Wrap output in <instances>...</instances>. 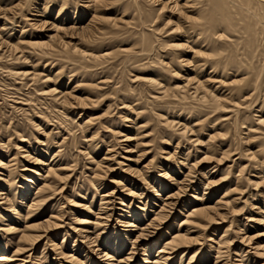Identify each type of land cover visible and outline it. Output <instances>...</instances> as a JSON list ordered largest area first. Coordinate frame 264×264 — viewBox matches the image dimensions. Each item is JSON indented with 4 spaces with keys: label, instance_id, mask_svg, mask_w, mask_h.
I'll use <instances>...</instances> for the list:
<instances>
[{
    "label": "bare ground",
    "instance_id": "bare-ground-1",
    "mask_svg": "<svg viewBox=\"0 0 264 264\" xmlns=\"http://www.w3.org/2000/svg\"><path fill=\"white\" fill-rule=\"evenodd\" d=\"M0 70V264H264V0H0Z\"/></svg>",
    "mask_w": 264,
    "mask_h": 264
},
{
    "label": "rangeland",
    "instance_id": "rangeland-1",
    "mask_svg": "<svg viewBox=\"0 0 264 264\" xmlns=\"http://www.w3.org/2000/svg\"><path fill=\"white\" fill-rule=\"evenodd\" d=\"M19 36V35H18ZM186 57L187 58H190V54H187L186 55ZM3 66V65H2ZM11 66V68H17V69H19V70H28L27 68H26V66H19V65H9L8 67H10ZM13 66V67H12ZM5 67V66H4ZM21 67V68H20ZM185 69V68H184ZM2 72V73H1ZM209 72V71H208ZM182 73L183 74H187V72H185V70H183L182 71ZM181 73V74H182ZM5 74H7L6 73V71L4 70V72L3 71H1L0 70V93H1V96L4 98H6L7 100H8V102H7V105H12L13 104V102H12V100H15V101H17V103L18 102H20L19 100H21L22 98V100H25V99H28V97H24L23 95L24 94H26V92H27V90H26V88H22V90H17V89H19L20 88V84L19 83H22L21 82V80H17V82L16 83H13V81H12V79L13 78H10V76H9V78H8V75H5ZM66 83L68 82V78H66ZM18 83V84H17ZM17 85V86H16ZM29 85H31L30 87L32 88V89H34V88H36L37 90H40V89H42V88H44V87H46V84L45 83H43L42 81H37L36 82V84L35 85H33L32 86V83L30 82L29 83ZM35 86V87H34ZM13 90V91H12ZM17 91V92H16ZM26 91V92H25ZM11 93V94H7V93ZM19 92V93H18ZM14 93L16 94V95H14ZM8 95V96H7ZM34 96V95H33ZM31 99H33V97H30ZM18 99V100H17ZM21 100V101H22ZM39 103H41V102H37V104H39ZM35 105V104H34ZM40 105V104H39ZM16 106H18V108L19 107H22L20 104H18V105H16ZM43 106V105H42ZM44 108V107H43ZM24 109L26 110L27 108L26 107H24ZM2 112H4V113H0V118H2V120L0 119V125L2 124V125H6V126H8L9 125V123H11L12 122V120L13 121H20V122H24L26 125H25V127H24V131L26 132V136L27 137H25V141L26 142H31L32 144H35V146H39L38 144H37V141L38 140H40V142H42L43 140H44V136L43 135H45V134H43L42 132H41V134L40 133H38V132H35L29 125H28V123L27 122H25V118L23 119V116L21 115V113L20 112H17V113H15L14 111H12L10 108L8 109H3L2 108ZM41 111L39 110V109H37L36 110V112H35V115L37 116V114H38V117L40 118V117H42L41 116V113H40ZM78 112H81V110H78ZM13 113V114H12ZM74 113V112H73ZM3 114V115H2ZM31 115L30 116H32L33 115V113H30ZM86 115H87V113H86ZM86 115L84 116V117H86ZM2 116V117H1ZM27 117H29V116H27ZM6 118V119H5ZM13 118V119H12ZM15 118H16V120H15ZM18 118V119H17ZM79 119H82V118H77V120L76 121H79ZM132 119V118H131ZM131 121V120H130ZM34 122H36L37 124L39 123V119L38 118H35V120H34ZM81 122V121H80ZM51 125H54V122L53 123H51ZM127 126H129L130 128H132V123H128L127 124ZM26 127H28V128H26ZM27 129V130H26ZM28 129H29V131H28ZM51 129H52V126H51ZM28 131V132H27ZM60 132V130H55L54 131V134H57V133H59ZM75 131H77V134H79V132H78V129H75ZM33 133V134H32ZM58 136V135H57ZM57 136H54V138H55V142H52L53 143V145L54 146H52V149H51V153H55L56 151H58V148H57V146H55V144L57 143V142H61V135H59L58 137ZM31 137V138H30ZM30 139V140H29ZM56 139H57V142H56ZM11 142L12 143H19L18 142V139H17V136L16 135H13L12 136V139H11ZM26 142H24V143H26ZM24 143H20V145L19 146H21V145H24ZM51 143V144H52ZM123 146H127V143H125ZM40 147V146H39ZM164 147H168L167 145H165ZM133 151L134 152H132L131 154H123L122 156H130V155H135L136 154V150H134L133 149ZM51 153L49 154V155H51ZM103 153H105V151L103 152ZM201 154V153H200ZM199 154V155H200ZM121 156V157H122ZM135 156H137V155H135ZM50 159H51V156L50 157H44L43 156V158H42V160L44 161V162H46V164H48L49 162H50ZM118 160H120L121 162L122 161H124L123 159H118ZM148 161V160H147ZM147 161H144V162H147ZM125 164H128L127 162H125ZM42 167V166H41ZM118 170H119V167H118ZM155 173V175L156 174H158V171H155L154 172ZM80 176V175H79ZM77 181V179H75V182ZM74 185V183L72 184V186ZM72 186H71V188L69 189L70 191V194L71 195H73L74 194V189L72 188ZM223 194V193H222ZM222 194H221V196H222ZM81 195H84L83 193H81ZM76 200V202H81L82 200V198H76V196H73V198H72V200ZM61 202V201H60ZM65 205V204H64ZM136 206H139V204H136ZM56 209V208H55ZM46 215H48V213L46 214ZM45 215V216H46ZM253 215H252V213L250 212V210L249 209H247L245 212H244V214H243V219L246 221V219H248L249 217H252ZM116 219H117V217L115 218V220H113L112 222H111V225L112 226H114L115 225V223H116ZM242 219V218H241ZM67 223H69L70 224V221L68 220L67 221ZM249 224V227H250V229H253V230H251L250 232L252 233V231H258V230H262V228H263V226H261V225H256V223H254V222H249L248 223ZM123 230H124V228H123ZM253 234V233H252ZM251 234V235H252ZM62 241V236L61 237H59L58 238V242H61ZM256 241H259V240H256ZM93 259H96V257H92Z\"/></svg>",
    "mask_w": 264,
    "mask_h": 264
}]
</instances>
